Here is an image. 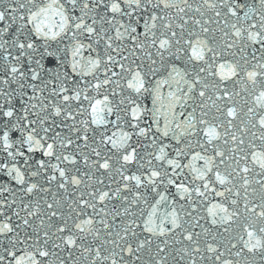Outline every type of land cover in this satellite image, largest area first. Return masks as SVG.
<instances>
[{
  "label": "snow or ice",
  "instance_id": "snow-or-ice-1",
  "mask_svg": "<svg viewBox=\"0 0 264 264\" xmlns=\"http://www.w3.org/2000/svg\"><path fill=\"white\" fill-rule=\"evenodd\" d=\"M0 264H264V0H0Z\"/></svg>",
  "mask_w": 264,
  "mask_h": 264
}]
</instances>
